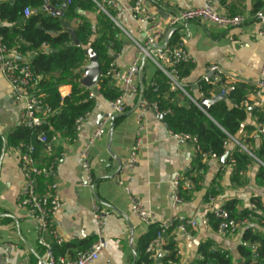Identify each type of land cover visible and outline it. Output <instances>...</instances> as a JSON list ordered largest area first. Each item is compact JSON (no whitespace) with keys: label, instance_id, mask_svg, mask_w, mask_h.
<instances>
[{"label":"crops","instance_id":"crops-1","mask_svg":"<svg viewBox=\"0 0 264 264\" xmlns=\"http://www.w3.org/2000/svg\"><path fill=\"white\" fill-rule=\"evenodd\" d=\"M116 1L129 7L134 3V0ZM262 2L261 10L264 11V0ZM204 4L205 0H150V9L158 12L165 21L174 12L202 7ZM253 4L254 0H225V4L222 0H215L214 9L217 12L229 13L232 7L237 14L246 17V22L232 31L204 20L189 21L172 29L174 31L168 42L166 36L161 43H172L179 39L185 42L196 59V64L190 66V77L193 80L200 78L209 66L216 64L240 78V83L247 84L258 79L264 71V39L257 36L259 23L252 18ZM48 5L50 6L49 2ZM53 9L52 12L47 8L51 14L54 13L53 16L63 15V9ZM80 15L91 21L94 40L99 35L96 27H99L101 11L95 8L81 11ZM116 19L118 24L115 25L122 32L118 36L121 48L119 52H115L110 47L109 52L114 55L120 69L126 70L137 56L138 44L143 42V36L136 31L134 21L126 16H117ZM65 20L67 29L76 28L77 18ZM231 36L234 41L229 39ZM153 66L148 61L142 63L141 71L134 80L139 93L127 96L125 113L115 116L113 128L112 121L108 123L102 137L92 147L90 160L93 184L87 181L82 169L80 152L98 122L110 110L111 101L100 93L95 95L96 106L77 139L61 137L60 144L55 146L51 156L40 148V163H47L50 158L58 157L52 179L58 183L62 208L55 221L65 243L61 247H55V252L57 255L69 252L70 256H74L92 245L96 239L93 207L97 203L111 213L107 216L104 230L107 246L94 264H136L144 241L152 229L176 215L195 217L198 227L191 235L172 240L180 251L178 260L173 264H198L203 259L204 250L219 253L224 251L233 264H244L241 247L249 246L254 249L256 246L243 241L247 228L234 235L219 233L209 221L208 216L213 207L206 201V196L212 185L217 183V203L221 205L236 200V209L243 211L253 197H261L264 202V180L261 168L256 163H251L245 175L235 180L232 167L214 158L205 160L206 169L201 189L192 191L181 206L174 207L172 183L196 163L194 150L191 143L172 137L164 121L150 109L146 115L147 129L138 163L133 170H122L136 137L139 97L141 94L143 96L144 90L152 87L159 74L156 66ZM113 84L118 88L117 84ZM59 92L62 96H67L71 92V85H61ZM23 108L24 105L14 103L12 87L0 74V243L4 246L0 251V264H19L23 261L35 264L44 251L38 244L36 221L17 206L23 176L18 169L19 146L10 143V136L22 124ZM247 124L254 125V118L250 117ZM244 135L247 134L243 131L242 137ZM233 149V144H230L228 150ZM117 178L152 213L153 225L146 226L133 214L128 194L117 183ZM46 181L42 179L40 186L43 187ZM248 228L264 235V227L256 221ZM155 264H163L162 259Z\"/></svg>","mask_w":264,"mask_h":264},{"label":"built area","instance_id":"built-area-1","mask_svg":"<svg viewBox=\"0 0 264 264\" xmlns=\"http://www.w3.org/2000/svg\"><path fill=\"white\" fill-rule=\"evenodd\" d=\"M71 1L67 0L68 3ZM93 1L101 12H104L112 19L114 24H118L117 16H126L134 21L136 23V31L143 36V42L138 44L137 56L126 70L120 69L116 61L113 60L105 72H101V77L109 78L113 83L117 84L121 93L120 96L111 102L110 110L98 122L80 152L81 166L90 184H93L94 181L90 151L96 141L102 137L104 129L111 119L116 115L125 113L127 110V96L139 93V88L134 83V80L139 75L144 61L151 62L156 66L158 72L165 76L166 83L172 91L181 92L204 112L206 110L200 103L203 99L212 98L216 95L225 96L232 85L241 82L240 78L228 73L216 64L209 66L206 72L197 80L191 79L190 74L182 75V66H193L196 64V59L187 49L182 39L167 44L161 43L169 31L186 22L197 20L208 21L234 31L240 28L247 20L243 14L230 15L217 12L214 9L215 0H205V4L202 7H193L174 12L165 21L161 19L158 12L150 9V0H134L133 5L130 7L116 0ZM111 12H115L116 15H112ZM24 14L29 16L31 10L26 8ZM252 18L259 23L257 36L264 39V11H257L252 14ZM229 39L234 41L233 36ZM240 46L243 47L242 44ZM48 50V46L43 44L39 51L47 53ZM32 54L35 55L37 52L22 54L18 47L8 46L3 36L0 35V74L7 79L12 87L14 103L24 105L21 111V123L28 128L34 129L41 126L53 114V110L49 104L45 103V96L38 86L44 77L33 71L31 66ZM204 83L216 85L217 93L213 91L212 97H206L202 92ZM247 84L254 86L255 90L246 94L240 106L256 110L257 115L253 117L255 122L254 130L243 137H231L225 147L229 148V145L233 144L240 152L249 155L251 162L256 163L261 168L264 180V157L260 158L257 155L260 140L264 139V71H262L258 79L247 82ZM152 86H154V83ZM90 97H95L92 89ZM150 109H154L162 115L156 103L151 104L146 98L142 97L136 112L137 130L135 141L129 148V156L122 168L123 171L133 170L138 163L140 151L143 147V137L147 129L146 115ZM91 114L92 112H87L76 120L75 137L72 140L77 139L81 135L83 126L89 120ZM170 134L176 140L192 144L195 161H197L199 156L203 160L217 159L210 154L202 153L198 140L194 136L171 132ZM60 140V135L40 133L35 141L23 143L19 146L18 169L23 176V183L17 196V206L25 210L36 221L38 244L44 251L35 264H94L107 246L104 230L107 224V216L111 213L110 210L102 209L97 203L93 207L96 239L92 245L88 249L78 251L74 256H70L69 252L59 255L55 252V247H61L65 243V239L60 234L55 221L56 215L62 208L58 183L52 179L58 157L50 158L47 163L41 164L36 152L37 144H40L45 153L51 156L55 146L60 144ZM235 163V159L231 158L227 165L234 170ZM249 166L238 174L240 176L245 175ZM187 172L193 176L204 177V171L194 170L193 165L189 167ZM42 179L47 180L43 187L40 186ZM116 181L128 194L133 214L146 226L153 225V215L140 198L133 194L129 187L124 186L119 178ZM192 186V179L187 174L184 173L176 177L172 183L174 207L177 208L184 203L185 199L182 195V190L191 189ZM218 191V184H213L206 196V201L212 204L211 213L219 220L216 229L219 233L234 235L241 229L248 228L253 221L257 222L256 217L252 214L242 217L232 216L230 211L225 208V205L217 203ZM247 209L256 210V206L251 202ZM197 227V219L185 215H176L159 223L154 236L149 240L145 248L149 264H155L159 254L163 257L171 253V250L167 248L170 241L191 235ZM3 249L4 246L0 243V251ZM175 250L178 257L180 251L177 247H175ZM221 253H224V251H221ZM173 263L171 260L168 262V264ZM19 264L31 263L23 261Z\"/></svg>","mask_w":264,"mask_h":264},{"label":"trees","instance_id":"trees-1","mask_svg":"<svg viewBox=\"0 0 264 264\" xmlns=\"http://www.w3.org/2000/svg\"><path fill=\"white\" fill-rule=\"evenodd\" d=\"M46 1L53 8L63 9V15L53 16L45 7ZM222 3L225 4V0H222ZM262 6V0H254L252 14L261 10ZM26 8L31 10L29 16L24 14ZM95 8L97 5L93 0H72L70 3L67 0H0V35L8 46L18 47L22 54L37 52L35 55L32 54L31 66L36 74L44 77L38 86L45 96V103L49 104L53 110V114L39 127L31 129L21 124L10 136L12 145L20 146L23 143L33 142L40 133L57 134L63 139L72 140L75 137L76 120L94 110L96 96L91 98V89L80 84L84 74L83 68L89 62L87 48H91L97 54L101 72L104 73L110 62L114 60V55L109 52L110 47L115 52L120 51L121 42L118 36L122 33L112 19L101 12L99 27H96L99 35L93 40V25L90 20L82 17L80 12ZM111 14L114 15L112 12ZM228 14L237 15V12L231 7ZM65 18H77L76 28L67 29ZM76 41L79 43L77 44ZM43 44L49 48L47 53L39 51ZM190 69V66H182V75H189ZM64 84L71 85V92L67 96H62L59 92V87ZM216 88L217 86L212 83H204L202 92L206 97H212L213 91L217 93ZM98 90L111 102L121 93L109 78L103 76L99 80ZM254 90L255 87L250 84L236 83L229 88L224 100L211 104L204 112L181 92L172 91L166 83L165 76L159 72L154 80V86L144 90L143 96L151 104H157L164 123L171 133L194 136L198 140L202 153L210 154L220 161L229 151L225 144L231 137L239 138L242 137L243 131L249 134L254 130V125L247 124V121L250 117L257 115L256 110L249 111L250 109L240 106L246 94ZM40 148L43 150V147L37 144L38 159ZM257 155L260 158L264 157V139L260 140ZM231 158L236 161L234 179L239 180L241 176L238 173L247 169V166L252 163L251 158L236 147L230 151L225 164H228ZM41 164L45 163L41 162ZM193 169L205 171L206 163L201 156L193 165ZM185 174L193 182L191 189L182 190L186 200L192 191L201 189L203 177L190 175L189 172ZM251 201L255 204L256 210L238 211L236 200L227 202L225 208L232 216L242 217L252 214L264 227V202L261 197H253ZM208 217L212 226L217 229L219 220L213 213H210ZM156 230L157 227L153 228L146 237L141 256L136 264H149L145 248ZM243 241L256 245L254 249L249 246L241 247L244 264H264V235L254 233L251 228H247L243 234ZM167 248L171 250V253L162 257V263L168 264L170 260L175 263L178 260L175 243L170 241ZM198 264L233 263L225 252L204 250L203 259Z\"/></svg>","mask_w":264,"mask_h":264},{"label":"water","instance_id":"water-1","mask_svg":"<svg viewBox=\"0 0 264 264\" xmlns=\"http://www.w3.org/2000/svg\"><path fill=\"white\" fill-rule=\"evenodd\" d=\"M45 7L50 9L52 12L54 11V9L52 7H50L48 5V2H45ZM174 30H171L168 35H167V42L170 39V36L172 35ZM76 43L78 44L79 42L76 41ZM87 54L89 56V64L83 68L84 71V75L82 76V78L80 79V84L86 88L92 89L95 93V95H99V90H98V83L99 80L101 78V65L100 62L98 60V56L97 54L92 50V49H87ZM142 94L139 97V101L142 99ZM225 96H220V95H216L212 98H206L203 99L200 103L201 105L205 108V110L207 111L209 109V106L213 103H216L220 100H224ZM139 103V102H138ZM153 112L155 113V115L160 118V120L164 121L163 119V115H160L158 112H156L154 109H152ZM249 111H252V109H250ZM115 117H113L111 119L112 121V128L114 126L113 124V120ZM230 155V151H228L223 158L220 160V162L222 164H225V162L227 161L228 157ZM162 259L161 254H159L157 256L156 262L160 263Z\"/></svg>","mask_w":264,"mask_h":264},{"label":"rangeland","instance_id":"rangeland-1","mask_svg":"<svg viewBox=\"0 0 264 264\" xmlns=\"http://www.w3.org/2000/svg\"><path fill=\"white\" fill-rule=\"evenodd\" d=\"M113 13V12H112ZM114 14V13H113ZM151 63V62H150ZM154 67V66H153ZM155 68V67H154Z\"/></svg>","mask_w":264,"mask_h":264}]
</instances>
